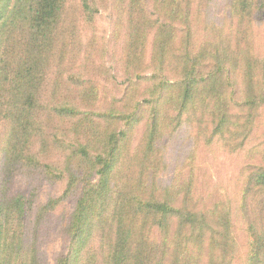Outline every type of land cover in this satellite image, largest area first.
Masks as SVG:
<instances>
[{
  "label": "trees",
  "instance_id": "1",
  "mask_svg": "<svg viewBox=\"0 0 264 264\" xmlns=\"http://www.w3.org/2000/svg\"><path fill=\"white\" fill-rule=\"evenodd\" d=\"M146 1L113 0L123 90L100 109L99 90L72 80L80 67L69 61L82 55L76 12L90 30L107 0H0V264H39L28 203L7 196L22 168L66 180L39 207L36 229L82 184L63 226L69 251L56 264L227 263L232 213L218 201L198 206L193 154L218 142L227 152L246 147L235 142L250 136L264 104V58L254 49L264 0H228L220 22L213 0H151L150 10ZM182 129L189 147L166 179V148ZM262 161L242 173L245 264H264Z\"/></svg>",
  "mask_w": 264,
  "mask_h": 264
},
{
  "label": "rangeland",
  "instance_id": "2",
  "mask_svg": "<svg viewBox=\"0 0 264 264\" xmlns=\"http://www.w3.org/2000/svg\"><path fill=\"white\" fill-rule=\"evenodd\" d=\"M228 0H213L210 4L209 13L214 20L220 22L224 17L226 10L225 4ZM146 6L150 10L151 0L146 1ZM74 11H71V16ZM117 13V12H116ZM114 10L113 0H107V4H102L95 14L92 29L83 25L79 21L80 14L76 12L79 23V33L82 35V41L77 47L82 51V55L74 60L69 61V65L80 74L72 80L89 79L97 87L100 94V109H104L113 96H118L123 90L124 76H122L121 58L124 50L123 30L119 32ZM74 14V17L76 16ZM122 35V36H121ZM203 38V35L200 34ZM255 46L258 56L264 58V12L257 17L255 26ZM150 37V36H149ZM82 45V48H81ZM150 40L147 45V56L150 54ZM70 52V57H74ZM87 56V58L85 57ZM83 64L87 65V71H82ZM89 68V69H88ZM151 73L150 70H147ZM67 74V73H65ZM64 74V76H65ZM241 99V98H239ZM148 108V103L146 104ZM250 136L238 143H246V147L241 151H225L221 147V142L213 143L210 147L200 148L194 157L197 161L194 166L195 185L193 191L198 206L211 208L217 206V201L225 204V209L231 211V225L233 237L229 239V245H226V255L228 256L226 264H245L247 252L250 249V238L246 231L245 220L241 219L238 214L242 206L243 194L241 193L242 173L248 172L249 169L259 165V159H262L261 165H264V104L260 105L254 114L251 122ZM2 126H0V135H2ZM182 131L177 133L173 141H170L166 148V158L169 170L166 173V179L171 176V169L178 171L175 163L180 161L187 153L188 144L183 142ZM1 137V136H0ZM50 157L49 162L57 158ZM1 159V154H0ZM186 167L183 172L187 174ZM54 172L50 176H45L36 170L19 169L17 174L9 181L7 185V196L15 198L22 195L28 203L26 210L25 222L28 227L29 243H34L37 260L39 264H56L60 256L68 253L70 238L64 233L63 226L69 219L76 200L81 193L82 184L74 190V195L63 201L55 208L48 220L34 228L36 225V216L41 205L50 199L62 195L66 180L56 176ZM163 175V173H160ZM168 177V178H167ZM160 179H162L160 177ZM164 180V179H162ZM253 191L249 192V207H252ZM200 208V207H199ZM238 212V214L236 213ZM28 246V245H27ZM203 255L201 256V260Z\"/></svg>",
  "mask_w": 264,
  "mask_h": 264
}]
</instances>
